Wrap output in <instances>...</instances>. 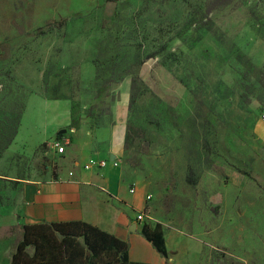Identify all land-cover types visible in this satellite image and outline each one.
<instances>
[{"label":"rangeland","instance_id":"rangeland-1","mask_svg":"<svg viewBox=\"0 0 264 264\" xmlns=\"http://www.w3.org/2000/svg\"><path fill=\"white\" fill-rule=\"evenodd\" d=\"M0 38V205L70 182L81 146L107 163L129 84L113 163L149 185L168 260L264 264V0H0Z\"/></svg>","mask_w":264,"mask_h":264},{"label":"crops","instance_id":"crops-1","mask_svg":"<svg viewBox=\"0 0 264 264\" xmlns=\"http://www.w3.org/2000/svg\"><path fill=\"white\" fill-rule=\"evenodd\" d=\"M129 91L130 85H124L121 99L115 108V131L111 136L115 154L120 153L124 140L123 125L128 116ZM256 131L264 140V121L256 127ZM20 137H23L22 132L14 141H19ZM55 142L56 140L52 142V147ZM92 151L93 147L90 145L81 146L78 150L76 166L67 176L71 178L70 182H65V174L57 182L38 187L31 202L26 194L16 204L0 205V234L4 232L0 235V243L13 240L14 234H23L25 225L81 221L126 241L132 262L155 264L152 260L156 258L162 264H176L175 258H163L143 236L144 222L139 221L138 216L142 214L145 217L150 205L149 185L141 179L131 183L124 181L123 168L113 163L116 160L114 153H111L114 160L110 156L105 166L86 169L85 166L92 159L101 160V155ZM157 223L151 226L154 227ZM161 226L165 234V225ZM168 238L167 236L165 241L168 242ZM174 250L175 252L169 251V257L177 255L178 249Z\"/></svg>","mask_w":264,"mask_h":264},{"label":"trees","instance_id":"trees-1","mask_svg":"<svg viewBox=\"0 0 264 264\" xmlns=\"http://www.w3.org/2000/svg\"><path fill=\"white\" fill-rule=\"evenodd\" d=\"M134 96L130 95L132 101ZM17 133L7 137L9 145ZM23 230L10 264H143L130 260L126 241L87 222L38 223ZM142 233L163 258H169L161 224H144Z\"/></svg>","mask_w":264,"mask_h":264},{"label":"built area","instance_id":"built-area-1","mask_svg":"<svg viewBox=\"0 0 264 264\" xmlns=\"http://www.w3.org/2000/svg\"><path fill=\"white\" fill-rule=\"evenodd\" d=\"M263 117H264V114H263ZM53 147L56 148L57 152L60 153V154H65V147L63 145L60 144V142H55L53 144ZM91 163H95L94 161H92ZM102 167L106 165V162H103L102 164ZM148 200H151L150 197H148ZM138 220L139 221H144V216L141 214L138 216Z\"/></svg>","mask_w":264,"mask_h":264},{"label":"water","instance_id":"water-1","mask_svg":"<svg viewBox=\"0 0 264 264\" xmlns=\"http://www.w3.org/2000/svg\"><path fill=\"white\" fill-rule=\"evenodd\" d=\"M111 160L112 161L114 160V157L113 156H111ZM36 192H37V189H34L32 187L31 188L28 187L26 189L27 199H28L29 202H31L33 200V197L36 194Z\"/></svg>","mask_w":264,"mask_h":264}]
</instances>
